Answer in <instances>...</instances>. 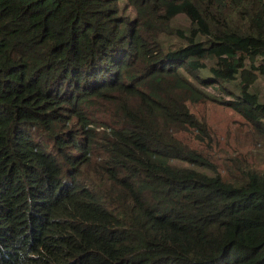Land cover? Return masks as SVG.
<instances>
[{
	"label": "trees",
	"instance_id": "16d2710c",
	"mask_svg": "<svg viewBox=\"0 0 264 264\" xmlns=\"http://www.w3.org/2000/svg\"><path fill=\"white\" fill-rule=\"evenodd\" d=\"M205 102L264 144V0H0V264H264Z\"/></svg>",
	"mask_w": 264,
	"mask_h": 264
},
{
	"label": "rangeland",
	"instance_id": "374dc122",
	"mask_svg": "<svg viewBox=\"0 0 264 264\" xmlns=\"http://www.w3.org/2000/svg\"><path fill=\"white\" fill-rule=\"evenodd\" d=\"M191 110L197 116L204 117L211 128L214 142L209 154L224 178L230 179L238 173L236 162L264 170V144L254 145L252 135L244 125V118L236 111L213 102L192 105ZM181 137L191 145L200 147L188 137Z\"/></svg>",
	"mask_w": 264,
	"mask_h": 264
}]
</instances>
